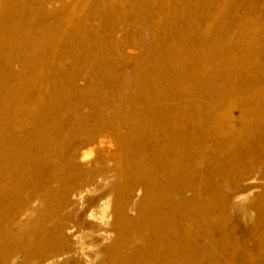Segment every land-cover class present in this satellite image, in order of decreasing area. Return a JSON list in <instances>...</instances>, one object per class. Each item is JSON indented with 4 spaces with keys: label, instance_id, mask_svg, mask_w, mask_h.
<instances>
[{
    "label": "rangeland",
    "instance_id": "rangeland-1",
    "mask_svg": "<svg viewBox=\"0 0 264 264\" xmlns=\"http://www.w3.org/2000/svg\"><path fill=\"white\" fill-rule=\"evenodd\" d=\"M262 76L264 0H0V130L32 123L38 98L39 111L61 108L45 121L55 131L93 109L102 116L88 125L117 132L79 150L71 168L59 150L64 135L45 153L32 142L6 144L0 264H108L119 230L156 201L127 169L146 140L145 115L222 110L238 98L229 92ZM185 95L189 102L178 99ZM251 129L231 149L212 138L207 151L180 157L181 182L197 193H171L182 213L179 264H264V120ZM65 173L95 179L68 195Z\"/></svg>",
    "mask_w": 264,
    "mask_h": 264
},
{
    "label": "bare ground",
    "instance_id": "bare-ground-1",
    "mask_svg": "<svg viewBox=\"0 0 264 264\" xmlns=\"http://www.w3.org/2000/svg\"><path fill=\"white\" fill-rule=\"evenodd\" d=\"M257 79L264 83V76L254 78L251 85L245 84L242 86L241 91L229 92L228 97L238 98L231 103L229 102L230 104H224L222 110H218L219 108L213 106L209 112L201 113L199 108L195 107L187 115L178 113V118L177 115L172 117L163 112L158 115L149 114L150 111H148L149 115H145L143 119L145 125L143 128L145 129L142 132L146 140H142V143L139 142L136 149H133L135 158L129 161L127 169L131 174L130 183L137 190L142 191L143 197H155L156 201L147 206V209L142 208L137 211L135 224L119 230L115 247L108 249V264L180 263V220L182 219V213L179 210V200L172 199L171 193H181L182 195L186 191H190L191 198L194 199L197 190L195 188L196 184H190L189 181L181 182L179 159L182 156L191 159L193 154L197 155L202 150L207 151L208 146H210L209 140H212V138L218 140V144L231 149L235 147V142L242 143L240 140L243 137L251 135V128L254 124L264 120V116L261 114L264 113V84L256 87ZM78 80L79 78H72L70 81L77 87ZM46 88L49 87L37 86L33 90L41 93ZM26 92L29 93V89ZM180 98H183L184 102L190 101L186 95L178 97V99ZM33 105L36 110V119L32 123H27L18 129L2 128L0 130L1 161L6 159L4 157L6 156L7 143L26 142L28 146L32 142L37 151L45 153L54 151L56 149L55 139L64 135L67 144L59 150L65 151V154H67L65 163L71 168L72 159L79 150L103 144L105 138L108 137L113 140L117 136V132L110 123H104L96 127L87 124L94 119L98 120L102 116V113L97 110L91 109L86 113L82 111L65 121V129L59 128L55 131L57 129L55 124H47L45 121L48 118H53L61 108L59 106L50 107L39 111L38 109L42 106L38 98L34 100ZM234 107L239 110L238 116H233L230 113L231 108ZM256 110L261 113L256 114ZM127 121V118L123 119L124 123H127ZM157 123L160 124L159 127H156ZM149 124H152L154 128L150 126L148 129ZM187 124L189 125L188 128L186 127ZM49 125L52 127H49ZM169 126L172 127L171 131L165 129ZM49 128L52 129L51 133L48 132ZM197 131H200L203 138L205 137V141L195 136ZM6 134L9 135V138L6 137ZM78 136H83L84 139L74 142V139ZM262 137L264 138V131ZM143 152L147 155L141 156L140 154ZM194 167L199 168V164H195ZM2 168L0 169V179L1 174H3ZM184 169L188 170V167H184ZM100 175L101 173H99ZM94 179V177H90L88 181L87 179H79L76 176L72 177L70 173H65V193L69 195L75 189L88 187V184H91ZM85 212H89V216L94 217L90 208L85 209ZM119 215L122 216V213H119ZM141 253L148 257L147 262H139L142 256Z\"/></svg>",
    "mask_w": 264,
    "mask_h": 264
}]
</instances>
